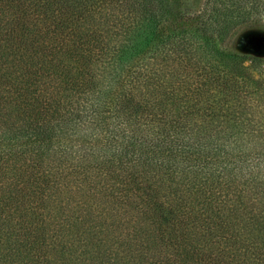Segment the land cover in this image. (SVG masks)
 Returning a JSON list of instances; mask_svg holds the SVG:
<instances>
[{"label":"trees","instance_id":"obj_1","mask_svg":"<svg viewBox=\"0 0 264 264\" xmlns=\"http://www.w3.org/2000/svg\"><path fill=\"white\" fill-rule=\"evenodd\" d=\"M184 3L0 0V264H264V0Z\"/></svg>","mask_w":264,"mask_h":264},{"label":"rangeland","instance_id":"obj_2","mask_svg":"<svg viewBox=\"0 0 264 264\" xmlns=\"http://www.w3.org/2000/svg\"><path fill=\"white\" fill-rule=\"evenodd\" d=\"M204 0H185V7L191 11H198ZM264 22L238 26L229 38L231 49L237 52L250 54L253 60L246 64L260 71L264 76ZM260 47V48H259ZM259 48V49H258ZM254 50V51H253ZM257 53V55H256Z\"/></svg>","mask_w":264,"mask_h":264}]
</instances>
